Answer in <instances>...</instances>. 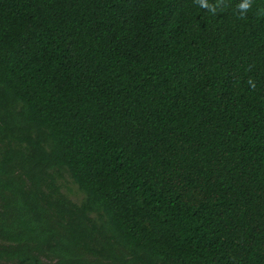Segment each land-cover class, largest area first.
<instances>
[{
	"label": "trees",
	"instance_id": "trees-1",
	"mask_svg": "<svg viewBox=\"0 0 264 264\" xmlns=\"http://www.w3.org/2000/svg\"><path fill=\"white\" fill-rule=\"evenodd\" d=\"M0 264H264V0H0Z\"/></svg>",
	"mask_w": 264,
	"mask_h": 264
},
{
	"label": "rangeland",
	"instance_id": "rangeland-1",
	"mask_svg": "<svg viewBox=\"0 0 264 264\" xmlns=\"http://www.w3.org/2000/svg\"><path fill=\"white\" fill-rule=\"evenodd\" d=\"M70 186H71V191L69 193L70 197L74 200H78L80 198L79 192L77 191L75 186L73 185H70Z\"/></svg>",
	"mask_w": 264,
	"mask_h": 264
}]
</instances>
